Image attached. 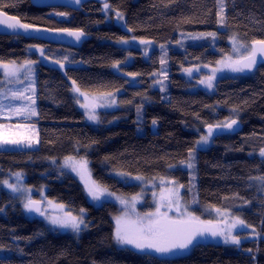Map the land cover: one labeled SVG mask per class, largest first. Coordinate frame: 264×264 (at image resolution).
Here are the masks:
<instances>
[{
	"label": "trees",
	"instance_id": "16d2710c",
	"mask_svg": "<svg viewBox=\"0 0 264 264\" xmlns=\"http://www.w3.org/2000/svg\"><path fill=\"white\" fill-rule=\"evenodd\" d=\"M105 2L123 14L122 30L103 14ZM0 4L26 24L80 29L88 36L80 47L70 48L0 34V63L36 58L28 51L32 46H41L48 59L36 67L38 145L0 149V178L22 171L27 184L46 185L47 197L69 214L84 209L87 224L79 235L56 232L40 218L28 217L17 199L0 189V264H264V189L250 179L264 175V158L258 156L264 148V64L250 73L218 78L213 92L191 91L193 83L180 72L190 63L215 64L229 53L233 36L249 45L263 40L264 0H223L222 14L218 0H91L83 7L86 15L35 7L29 0ZM221 16L223 24L218 23ZM202 33H216L213 45L207 39L167 50L164 91L150 84L149 76L159 65L155 53L146 61L135 50L116 44L125 36L166 44ZM126 54L133 60L120 70L135 74L134 84L113 69ZM73 81L89 93L121 90L117 107L102 112L97 124L86 122L77 109ZM227 118L240 122L241 129L214 136L208 148L196 150L204 129ZM189 149H194L196 166L194 211L230 210L258 238L238 246L199 242L188 251L164 254L120 247L113 238L118 205L110 199L90 201L83 181L59 177L57 170L67 157L84 158L91 181L113 197L139 192L137 184L118 179L122 173L147 180L169 177L187 188L189 171L180 166L190 160ZM198 216L210 220L208 214Z\"/></svg>",
	"mask_w": 264,
	"mask_h": 264
},
{
	"label": "rangeland",
	"instance_id": "374dc122",
	"mask_svg": "<svg viewBox=\"0 0 264 264\" xmlns=\"http://www.w3.org/2000/svg\"><path fill=\"white\" fill-rule=\"evenodd\" d=\"M103 1V0H101ZM105 4V3H104ZM104 4H103V9H104ZM83 10V9H82ZM103 14L106 16L107 20H109V23H112L111 21H117L119 22L120 27L122 28L123 26V19H118L117 13L113 12L110 8L107 10L103 11ZM53 15H57V13H54ZM65 15L59 17H64ZM221 28V26H219ZM219 28V29H220ZM185 35V34H184ZM205 35V36H200V34L196 35H189L187 34L186 36H182L177 40L176 42H169L166 44H156L151 41H148V44H142L141 41L143 39H136L134 37H123V39H126L129 41L127 44L120 43L119 41L116 42L117 45L120 47H123L124 49H133L136 51L138 50L137 53L140 54L141 58L146 61H150L151 55L155 53V57L157 58L158 68L155 69L151 74H150V80L152 84V89H156L159 91H164L167 85V76H168V65H167V50L169 49L172 50H181L188 45H195V44H201L204 43L205 40L208 39V41H213V38L210 36ZM146 41V40H143ZM213 45V42L212 44ZM230 50L229 53L222 56L223 58H219L215 64H202V63H196V64H191L185 67H182V71H180L183 76H185L187 79L191 80L193 83V86L191 85V91L195 89H203L208 92H213L215 89V83L216 80L222 76L229 75V74H234V75H240L242 72H233L228 68H225L223 64H218V61H229V60H237L241 56H245L248 54L247 51L241 49L239 52L234 51L233 49V42L230 40L229 42ZM41 46H32L28 48L29 52H32L36 58H31L29 57L27 60L16 62L17 66L20 64H23L25 61H34L31 65V72L27 71V68H22L19 70L16 76H5L4 74V69L0 68V103H2L5 106H8L9 103L13 107L16 106H21L23 104L29 103L27 100H13L11 93H19L23 92L24 96L26 97H31L34 101V108L35 111L37 110V101L35 97V92H36V67L39 63H42L40 61H48L44 55V50H43V56H41ZM250 51V49H249ZM164 59L166 63L164 65H161L160 61L161 59ZM133 60L132 55L126 54L125 59L118 65V67H113V69L116 71V73H122V75H125L127 84H134L137 82L138 78L134 75H128L124 73L123 71L120 70L121 65H126L128 63H131ZM185 69H193V73L190 76ZM216 69L215 73V79L213 80V87L208 88L204 84H200L199 81L202 79L207 78L208 76L212 75L213 70ZM166 74L165 75L162 74ZM81 92L87 94L90 98H95L94 103L96 106L95 108V113L98 116V120L92 121L87 118L86 110L85 108L81 107V104L86 103L84 100L83 96H80L78 93L73 91V94L75 96V101L77 104V109H79L84 116L85 121L92 123V124H97L100 120V114L102 112H109L114 110L117 107V96L121 90H117L115 92L110 93L111 95H108L109 93H89L80 90ZM3 111V115H0V124L4 125H11L12 132L20 131L23 132L24 129L20 126H28L30 129H34V131H30L27 134L31 135L33 138V142L31 145L28 144H21V145H4L0 147V149H18V148H36L38 145V130L37 126L34 123V119L36 118L38 111H36L35 116H30L29 119L25 120L19 117L12 116L9 118V114L6 110H0ZM226 120H232L230 118H227L225 120L215 122L212 125L224 122ZM208 127H206L203 131L202 135H207ZM200 136V137H201ZM215 136V130L214 134L212 137L209 138V141L205 144L202 143L200 145H195V149H206L212 144L213 137ZM199 137V139H200ZM198 139V140H199ZM197 140V141H198ZM261 150V149H260ZM260 150L258 151V156H260ZM261 157V156H260ZM75 158V157H74ZM81 158H75V160L79 161ZM191 162L194 165L193 158L189 160L188 162L182 164L180 167L183 169H187L189 171V182L190 185L186 188L184 185L179 184L176 180L172 178H154V179H136L138 176H129V175H118L119 180H123L127 184H137L139 186V192L137 194H134L132 196H115L114 199L110 195H104L101 196L100 200H93L92 197H90V201L94 202L96 201L97 203H100L104 201L105 199H110L112 201H115L118 205V213L114 217V233L116 229V218L121 217L126 220H130L133 222H139L141 219H143V222L146 224L148 221V217L146 214L148 213H156L157 208L159 207V211L162 214H166V216L170 219H187L188 214H192L196 217H199V214L206 215L208 214V218L210 217V220L212 223L215 225L217 224V221H223L227 219L228 222H231V218L233 216H236L231 212L230 210H224L220 209V213L216 211V209H205L202 210L199 214H197L196 211H194V208L197 207L196 203V194L194 195V192L196 193V190L194 191V188L196 187V171L195 167L189 168L187 167V164ZM57 166H59L58 172H59V177H62L64 174L75 177L79 181H83L81 179L80 174L77 171H73L71 167H66L65 166V159L61 160L58 162ZM14 173H21L22 174V180L20 181L18 187L21 188V191L19 192H13L11 189H9L6 185L0 183V189H3L7 191L13 198L17 199L19 204L21 205L23 211H25L26 215L28 217H36L40 218L43 220L48 226L51 227L52 230L59 232V233H71L75 235H79L82 231H84L85 227L81 225V231L79 233L73 232L70 228H59L57 226H53L50 224L48 217L49 216H64L66 214H69V212L66 210L65 207L62 209L59 208L58 206L61 205L57 203L56 201L50 199L47 197L45 194L46 192V185L41 186V187H35L33 185H29L26 183V176L22 171H13V172H7L6 175L2 178H0V182L7 180L11 184H17V179L13 175ZM195 184V187H194ZM197 188V187H196ZM195 188V189H196ZM170 189H174L178 193V200L173 199L171 202L167 199H162L163 196H166L168 194V191ZM195 197V198H194ZM195 199V202H194ZM29 200H40L43 202V207L42 211L44 212V215L38 214H33L32 212L28 211L24 205L27 203ZM123 201V203H122ZM51 202V203H49ZM177 204H179V207H177ZM223 214V215H222ZM71 216H77L79 217L81 215V212L79 211L71 213ZM239 217V216H236ZM155 217H153L154 219ZM241 218V217H239ZM83 219L86 223V218L85 215L83 214ZM200 221H204L201 219V216L199 217ZM206 222V221H204ZM223 226V225H220ZM254 229L252 227H247L245 224V227L239 230H233V235H238L241 238V243L246 242L248 240H251L252 238H258V234H255V237L253 235ZM212 241L223 243L225 245L230 244L234 245L231 243H225L223 240V237H211ZM116 244L120 247L123 248H130L136 251H139L142 253V249H137L133 245H120L116 242Z\"/></svg>",
	"mask_w": 264,
	"mask_h": 264
},
{
	"label": "snow or ice",
	"instance_id": "6c2138e0",
	"mask_svg": "<svg viewBox=\"0 0 264 264\" xmlns=\"http://www.w3.org/2000/svg\"><path fill=\"white\" fill-rule=\"evenodd\" d=\"M220 3L221 14L223 12V0H218ZM76 4L80 3V0H75ZM6 5L0 4V29L3 30H19V29H29L32 28V25L21 23V21L15 17H9L7 13L3 12V8ZM110 5L105 2L104 10H107ZM57 15H66V13H57ZM118 19H123V14L117 12ZM218 23L223 24L224 20L221 16V19ZM60 31H66L69 35L74 36L76 40L84 35L80 30L71 31L67 29H62ZM131 31V29H129ZM212 36L215 37L216 33H202L200 36ZM233 42V49L236 52H239L241 49L248 52L246 56H241L237 60L229 61H218V64H223L225 68L230 69L233 72H244L245 70L251 71L258 62V54L261 60H264V40L253 41L251 45L242 43L237 40L236 36L231 37ZM120 43L127 44L128 40L121 38ZM142 44H148V41H141ZM250 49V51H249ZM41 56H43V50H41ZM35 63L34 61H25L23 64L17 66L15 61L9 63H0V68L4 69L5 76H16L20 69L27 68L28 72H31V65ZM57 63H60L57 61ZM120 61H116L113 64V67H118ZM161 65H164L166 61L162 58L160 61ZM185 71L191 76L193 69H185ZM216 69L213 70L212 75L208 76L205 79L199 81L200 84L206 85L208 88L213 87V80L215 79ZM165 75L166 74L162 73ZM129 75H135L130 73ZM73 91L78 93L80 96H83L86 103L81 104V107L85 108L87 118L92 121L98 120V116L95 113V108L97 105L94 103L95 98H90L87 94L80 91L79 87H75V81H73ZM108 95H111L110 93ZM13 100H27L29 103L23 104L21 106L13 107L11 103L8 106L0 103V110L6 108L9 118L12 116L19 117L22 119H29L30 116H35L37 113L34 108L35 101L31 97L24 96L23 92L11 93ZM0 115H3V111H0ZM156 123L155 120L152 122ZM237 124L236 120H226L224 122L211 125L209 124L207 135H202L200 139L196 142L197 145L202 143H207L209 138L213 136L214 130H224L233 129V126ZM24 129L23 132L16 131L12 132L11 125L0 124V147L4 145H21L28 144L31 145L33 138L31 135L27 134L34 129H30L28 126H20ZM194 149H189L190 160L193 158ZM260 156L264 158V148L260 150ZM183 163V162H182ZM88 161L84 158H81L79 161L75 160L74 157H67L65 159V166L71 167L73 171H77L81 175V179H84L85 175L88 173ZM187 167L193 168L194 165L189 162ZM17 179V184H11L7 180H4L0 183L6 185L13 192L21 191V188L18 187L20 181L22 180L21 173L13 174ZM121 175H124L123 173ZM136 179H141V177H136ZM250 179H255L260 182L262 189H264V175L253 177ZM89 195L93 200H100L101 196L107 193V189L97 184L95 181H89L85 184ZM178 200V193L174 189H170L166 196H163L162 199H167L170 202L173 199ZM51 203V202H49ZM123 203V201H122ZM24 207L30 212H36L40 215H44V212L41 210L40 202L29 200L25 203ZM59 208H63V205H59ZM179 207V204H177ZM220 213V209H216ZM81 215L71 216L66 214L64 216H49V222L53 226L59 228H70L73 232L79 233L81 231V225L85 228L87 224L83 219L84 209L80 210ZM223 215V214H222ZM148 221L145 224L143 219L139 222H133L130 220L123 219L121 217L116 218V229L114 233V239L120 245H133L137 249H155L157 252L166 253L170 252L173 249H187L193 242L198 238L204 236L206 233L210 234L212 237H223L224 242L231 243L234 245H240L241 238L238 235H233V230H239L245 227V221L239 217L233 216L231 222H228L227 219L223 221H217L216 225H213L211 221H200L199 217H196L192 214H188L187 219H170L166 214H162L157 208L156 213L146 214ZM153 217H155L153 219ZM197 225V226H193ZM223 225V226H220ZM247 227H251L248 225Z\"/></svg>",
	"mask_w": 264,
	"mask_h": 264
},
{
	"label": "water",
	"instance_id": "95a60500",
	"mask_svg": "<svg viewBox=\"0 0 264 264\" xmlns=\"http://www.w3.org/2000/svg\"><path fill=\"white\" fill-rule=\"evenodd\" d=\"M91 0H80L79 4L75 3V0H29L30 4L35 7H40V8H63L67 10H72V11H79L82 14H85L86 11L82 10V6L90 2ZM4 12V11H3ZM9 17H15L19 19L17 16L9 15ZM20 20V19H19ZM21 21V20H20ZM21 23H24L21 21ZM26 24V23H24ZM31 25V24H30ZM32 28L29 29H19V30H3L0 29V34L1 35H8V36H19L23 37L26 39H32L35 41L47 43V44H56V45H62L70 48H78L82 45L84 41L87 40L88 36L87 34L80 30V29H70V28H62V29H67L71 31H77L80 30L84 33V35L80 38V40H76L74 36H71L68 34L66 31H60L62 29L60 28H48L44 26H36L32 25ZM264 40V39H263ZM259 41V40H256ZM246 56V55H245ZM264 64V60H261L259 58L258 54V62L256 66L251 70H245L244 73H250L256 69V67L261 66ZM237 121V120H236ZM241 129V124L240 122L237 121V124L233 126V129L228 130H215V136L221 135V134H234L238 132ZM89 173V172H88ZM81 176V175H80ZM83 182L86 184V182L91 181L89 175H85L84 179H82ZM32 201H38L40 202V207L42 210L43 207V202L40 200H32ZM33 214H38L36 212H32ZM215 225L214 223H212ZM194 227L197 225H193ZM211 235L206 233L202 237H198L193 243H202L206 241L207 239H210Z\"/></svg>",
	"mask_w": 264,
	"mask_h": 264
},
{
	"label": "flooded vegetation",
	"instance_id": "af4514ba",
	"mask_svg": "<svg viewBox=\"0 0 264 264\" xmlns=\"http://www.w3.org/2000/svg\"><path fill=\"white\" fill-rule=\"evenodd\" d=\"M86 5V4H85ZM85 5H83L82 6V9H83V7L85 6ZM84 10V9H83ZM87 13H85L84 15H86ZM115 25L120 29V30H122L121 29V27H120V25H119V22H117L116 20H115ZM135 51H136V49H135ZM138 52V50L136 51V53ZM111 196V195H110ZM109 197V196H108ZM113 199H114V197L113 196H111ZM115 200V199H114ZM112 202H114L115 204H117L115 201H112ZM117 205H119V204H117ZM212 237V236H211ZM210 237V239H207L206 241H204V242H208V241H211V242H215V241H212V238ZM203 242V243H204ZM215 243H219V242H215ZM193 244H195V243H193ZM193 244L192 245H190L187 249H183V250H185V251H188V250H190L191 249V247L193 246ZM219 244H221V245H225V244H223V243H219ZM179 250H181V249H173V250H171V251H173V252H176V251H179ZM139 252V251H138ZM142 253H154V254H164V253H161V252H157L155 249H150V248H145V249H142ZM166 253H168V252H166Z\"/></svg>",
	"mask_w": 264,
	"mask_h": 264
}]
</instances>
